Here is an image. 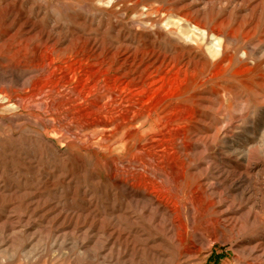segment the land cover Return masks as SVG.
Listing matches in <instances>:
<instances>
[{"label": "rangeland", "instance_id": "rangeland-1", "mask_svg": "<svg viewBox=\"0 0 264 264\" xmlns=\"http://www.w3.org/2000/svg\"><path fill=\"white\" fill-rule=\"evenodd\" d=\"M0 264H264V0H0Z\"/></svg>", "mask_w": 264, "mask_h": 264}, {"label": "bare ground", "instance_id": "bare-ground-1", "mask_svg": "<svg viewBox=\"0 0 264 264\" xmlns=\"http://www.w3.org/2000/svg\"><path fill=\"white\" fill-rule=\"evenodd\" d=\"M172 20V19H171ZM161 88V87H160ZM116 100V96H112L108 102H106L103 106H99L97 104H93L92 107H98V108H108L110 105H112V103ZM142 100V99H141ZM152 100V98H148L146 101H140V103H138L140 105V108H138L136 111L132 110V107L134 105H137V103H132L129 106V109H125V111L123 112H119L117 114H115L114 117L112 118H100L97 120H93L89 123H87V126H96V127H101V128H105V127H109V126H113V129L115 130H120L121 128L125 127L128 125V127L126 128V130L123 133V139L125 141V143H123L122 147L124 148L125 152L124 155H121L123 158L125 156H130L131 158L135 159L140 162V166L143 168L144 171H134V170H129V173H148L153 170V165L152 163L148 162L147 160H142V157L140 155V152L144 150V146L145 145H141L139 142L136 146V152L135 153H131L126 151L127 145L128 143H130V141L132 140V138L135 136V131H131V128L134 127V125H132V123L140 117H145L147 119H149L152 115H156L157 111H156V106L155 104H150V105H145L143 103H148ZM115 109V108H114ZM162 112V111H161ZM89 113H87L86 115H88ZM183 116L179 114H173L170 117L166 118V119H161L158 120V126L160 127L159 131H153V130H148L146 131V136L145 139L148 141H152L155 138H159L160 141L162 143H166L167 147L165 148V150H167L168 154L165 157H161L159 160H157V163L160 164H164L167 167L170 168V170H174L176 169L175 173H183V168H184V163H182V165H180L179 167H175L174 166H169V161L173 160L179 153H180V149L176 148V145L173 144L174 141H176L177 139L181 138V135L183 137H186V128L185 129H180L181 134L179 133H174L173 136H171L170 133H168L165 129V124L168 121H174L177 119H182L183 120ZM184 127V126H183ZM190 129V126L187 127ZM192 129V127H191ZM98 130V129H97ZM177 132V131H176ZM184 151L187 149L186 146L183 148ZM150 153V154H149ZM149 155L154 156V154H151V152H149ZM185 154V153H184ZM157 165V164H156ZM139 166V167H140ZM165 166V167H166ZM125 167H129V164H125ZM121 170V169H120ZM153 173V172H152ZM156 173V171H155ZM182 174H179V177H177L178 179H182ZM144 178V182L143 185L145 188H147L148 186H152L155 189L157 187H159L158 189H160L161 191H168L162 184L161 180H157V177H149V176H145ZM175 179V180H178ZM175 192V191H174ZM190 213V212H189Z\"/></svg>", "mask_w": 264, "mask_h": 264}]
</instances>
